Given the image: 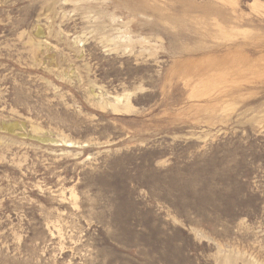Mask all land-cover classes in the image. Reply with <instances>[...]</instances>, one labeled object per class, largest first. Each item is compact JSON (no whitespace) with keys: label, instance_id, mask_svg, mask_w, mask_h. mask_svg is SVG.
Segmentation results:
<instances>
[{"label":"rangeland","instance_id":"obj_1","mask_svg":"<svg viewBox=\"0 0 264 264\" xmlns=\"http://www.w3.org/2000/svg\"><path fill=\"white\" fill-rule=\"evenodd\" d=\"M0 264H264V0H0Z\"/></svg>","mask_w":264,"mask_h":264},{"label":"bare ground","instance_id":"obj_2","mask_svg":"<svg viewBox=\"0 0 264 264\" xmlns=\"http://www.w3.org/2000/svg\"><path fill=\"white\" fill-rule=\"evenodd\" d=\"M96 96V95H95Z\"/></svg>","mask_w":264,"mask_h":264}]
</instances>
